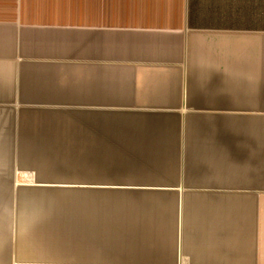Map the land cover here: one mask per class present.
Returning <instances> with one entry per match:
<instances>
[{
	"label": "crops",
	"instance_id": "obj_1",
	"mask_svg": "<svg viewBox=\"0 0 264 264\" xmlns=\"http://www.w3.org/2000/svg\"><path fill=\"white\" fill-rule=\"evenodd\" d=\"M32 114L248 121L245 165L209 191L224 207L185 211L182 186L137 188L177 192L149 258L110 256L93 240L106 228L69 240L77 264H264V0H0V118ZM2 234L16 264L18 238Z\"/></svg>",
	"mask_w": 264,
	"mask_h": 264
},
{
	"label": "trees",
	"instance_id": "obj_2",
	"mask_svg": "<svg viewBox=\"0 0 264 264\" xmlns=\"http://www.w3.org/2000/svg\"><path fill=\"white\" fill-rule=\"evenodd\" d=\"M39 116L0 118V146L13 151L19 168L33 170L40 181L75 176L82 178L81 181L110 185L182 186L187 189L184 210L206 211L226 202L209 191L232 186L218 182L217 178L230 176L237 166L245 165L247 161L248 121ZM91 192L127 195L141 201L155 200V204L144 202L133 207L135 211H119L123 210L121 205L103 200L86 204L66 201L56 206L61 212L51 213L47 219L53 225L50 229L56 228L52 231L56 236L70 239L74 227L106 228L111 231L94 234L93 240L104 242L105 252L110 256L126 252L127 256L137 260L151 256L150 246L156 230L159 239L165 241L163 233L172 223V211H176L175 190ZM158 206L164 211H157ZM74 212H78L79 217L65 215ZM116 229L125 232V250H121V233Z\"/></svg>",
	"mask_w": 264,
	"mask_h": 264
},
{
	"label": "rangeland",
	"instance_id": "obj_3",
	"mask_svg": "<svg viewBox=\"0 0 264 264\" xmlns=\"http://www.w3.org/2000/svg\"><path fill=\"white\" fill-rule=\"evenodd\" d=\"M15 173L17 181L25 186L14 193L11 189ZM58 177L54 181H40L33 170L19 168L17 156L13 151L0 146V233H3L5 238L9 236V240L14 235L18 238L17 254L12 260L16 264H77V255L81 256L82 252L76 248L73 249L69 239L56 236L55 232H52L56 228L50 229L53 225L47 221L51 213L61 212L56 210V206L60 203L67 201L68 203L83 204L85 202L86 204L103 200L106 203L121 205L123 210L119 211H135L133 207L142 205L144 202L149 205L155 204V200L153 203L149 200H136L127 195L125 197L108 196L91 192L137 189L133 188L137 186L92 183L81 181L82 178L75 176L71 178L72 180L67 177ZM33 182L45 183L48 186L35 187L32 186ZM28 188L37 190H28ZM157 209V211H162V209L164 211V208L159 206ZM65 215L70 218L71 216L79 217L78 212ZM21 227H24L23 230H28L29 240H31L25 246H22L19 240ZM1 258L0 264L10 263L4 256Z\"/></svg>",
	"mask_w": 264,
	"mask_h": 264
},
{
	"label": "water",
	"instance_id": "obj_4",
	"mask_svg": "<svg viewBox=\"0 0 264 264\" xmlns=\"http://www.w3.org/2000/svg\"><path fill=\"white\" fill-rule=\"evenodd\" d=\"M25 185L23 184H20L18 181H17V178H16V173L14 175V181H13V186H12V192H16L18 189H20L21 187H23ZM32 186H35V187H42V186H48V184H45V183H39V182H33ZM133 188H151V187H133ZM160 189H167V188H160ZM179 211H182V198L180 197L179 200Z\"/></svg>",
	"mask_w": 264,
	"mask_h": 264
}]
</instances>
